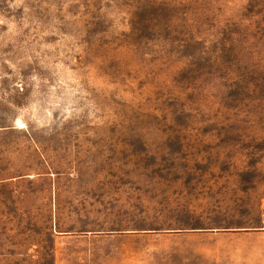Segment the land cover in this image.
Returning a JSON list of instances; mask_svg holds the SVG:
<instances>
[{"label":"rangeland","instance_id":"374dc122","mask_svg":"<svg viewBox=\"0 0 264 264\" xmlns=\"http://www.w3.org/2000/svg\"><path fill=\"white\" fill-rule=\"evenodd\" d=\"M0 264H264V0H0Z\"/></svg>","mask_w":264,"mask_h":264}]
</instances>
